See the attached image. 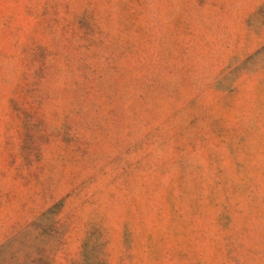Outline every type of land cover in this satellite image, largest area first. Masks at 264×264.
<instances>
[{
    "label": "rangeland",
    "instance_id": "1",
    "mask_svg": "<svg viewBox=\"0 0 264 264\" xmlns=\"http://www.w3.org/2000/svg\"><path fill=\"white\" fill-rule=\"evenodd\" d=\"M0 264H264V0H0Z\"/></svg>",
    "mask_w": 264,
    "mask_h": 264
}]
</instances>
